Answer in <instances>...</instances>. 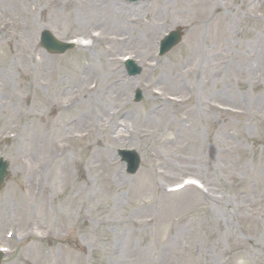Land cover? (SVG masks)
Masks as SVG:
<instances>
[{
    "label": "rangeland",
    "instance_id": "1",
    "mask_svg": "<svg viewBox=\"0 0 264 264\" xmlns=\"http://www.w3.org/2000/svg\"><path fill=\"white\" fill-rule=\"evenodd\" d=\"M189 3L0 0L1 264H264V0H216L223 29ZM42 29L79 44L50 56Z\"/></svg>",
    "mask_w": 264,
    "mask_h": 264
},
{
    "label": "bare ground",
    "instance_id": "2",
    "mask_svg": "<svg viewBox=\"0 0 264 264\" xmlns=\"http://www.w3.org/2000/svg\"><path fill=\"white\" fill-rule=\"evenodd\" d=\"M189 7L192 8L193 11V15L194 17H198L201 21V24L204 25H215V29L217 26L223 29L224 28V24L222 22H220L218 24V21H222L225 19H229L228 17H231L232 14L236 13L235 10H232V8H227V11H221L220 8L218 7L216 0H189ZM234 2H236V0H234ZM35 5L31 6H27L26 8H30L29 9H23L24 7H22V5H18V7H20L19 9H21L22 11L20 12L21 14H23V16L25 17L26 14L28 15L29 13L32 14L33 13V9ZM37 7V6H36ZM103 8V7H102ZM106 12H108L107 14L109 16H111L114 19V26L113 28L115 29H129L130 27H132L131 23L128 24L127 20L126 23L122 22V21H117L119 16L122 15V12H120V10L118 9V6H112L110 4L109 7H106L104 5L103 8ZM126 12V11H124ZM12 24H16L15 20L11 21ZM133 25L136 23L135 20L132 21ZM217 31V30H216ZM213 151V149H211ZM211 192V191H210ZM40 195H38L39 197Z\"/></svg>",
    "mask_w": 264,
    "mask_h": 264
},
{
    "label": "water",
    "instance_id": "3",
    "mask_svg": "<svg viewBox=\"0 0 264 264\" xmlns=\"http://www.w3.org/2000/svg\"><path fill=\"white\" fill-rule=\"evenodd\" d=\"M178 39L179 33H175V39L166 47V50L172 47L178 41ZM42 45L52 53L63 52L65 50V48H61L47 32L42 34ZM129 155L130 154L128 153L123 154L122 158L123 160L129 162L128 166L130 167V169H128V172L133 173L137 169L138 162L135 158L133 159V156ZM7 176V165L0 160V188L2 187L4 180L7 178Z\"/></svg>",
    "mask_w": 264,
    "mask_h": 264
}]
</instances>
